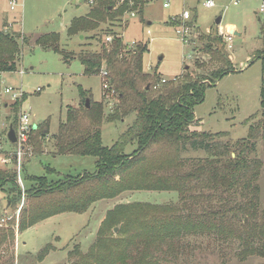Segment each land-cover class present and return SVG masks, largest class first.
Masks as SVG:
<instances>
[{
	"label": "trees",
	"instance_id": "1",
	"mask_svg": "<svg viewBox=\"0 0 264 264\" xmlns=\"http://www.w3.org/2000/svg\"><path fill=\"white\" fill-rule=\"evenodd\" d=\"M145 2L123 0L116 6L114 0H100L86 16L74 18L67 33L75 36L96 30L101 23L119 18L129 10L143 11ZM196 21L195 16L186 25L192 26ZM202 37L206 39L202 50L211 62L218 64L217 69L197 78L184 74L177 82L164 83L157 93H152L155 85L152 80L157 83L160 78L144 71L147 45L134 49L128 58L124 55L123 40L117 35L110 45L104 43L99 52L80 53L64 50L59 33L36 38V45L62 54L66 62L78 58L85 75H99L106 70L110 88L117 93L119 101L107 119L133 118V121L111 147L104 145L98 126L105 118L103 102H94L90 93L80 87L82 100L89 98L90 106L85 101L83 110L68 108L66 121L60 123L55 137V149L56 154L95 157L96 170L77 176L65 175L57 180L25 172V180L30 182L25 192L31 207L23 212L19 231L62 212L83 213L98 200L116 198L127 191H175L180 195V203L129 202L110 209L89 249L82 252L76 247L72 251L75 264H174L183 250L182 239L189 234L235 237L245 243V253L264 255V208H260L258 183L262 161L255 157L257 141L264 140V45L256 55L262 67L261 118L249 125L246 138L231 144L226 139L228 132L192 128L199 121L194 108L204 101L213 78H222L234 70L229 55L220 48L223 39L217 30ZM26 39L21 32L0 30V74L18 70ZM26 100L24 94L12 103L9 125L15 129ZM86 116L89 123L84 122ZM36 126L31 139L36 150H40L49 133L50 119ZM130 146L134 148L127 152ZM189 149L202 150L207 156L184 170L189 160L183 153ZM46 171L48 175L56 173L49 166ZM8 183L12 185L8 189L9 201L16 205L22 197L17 171L0 168V189L5 190ZM240 189L251 192V198L185 213L188 199L201 197L205 190L230 193ZM46 196L45 203L38 201ZM245 217L249 218L248 222ZM115 227H119L117 233ZM51 249L52 245L47 244L37 258L43 260Z\"/></svg>",
	"mask_w": 264,
	"mask_h": 264
},
{
	"label": "rangeland",
	"instance_id": "2",
	"mask_svg": "<svg viewBox=\"0 0 264 264\" xmlns=\"http://www.w3.org/2000/svg\"><path fill=\"white\" fill-rule=\"evenodd\" d=\"M10 1L0 0V30L21 32L31 42L22 44L18 70L3 73L0 77V168H16L8 154L13 146L7 138L14 99L5 91L6 87L25 92L27 100L22 110L31 114L33 123L40 124L50 119L49 133L43 139L41 149L36 150L32 139L29 142L31 151L25 155L21 171L25 188L30 185L25 180V172L57 180L65 175L77 176L96 170L95 157L56 154L55 149V137L60 123L66 121L68 108L83 110V103L89 99L82 100L80 87L90 93L94 102H103L105 118L98 126L104 145L111 147L133 121V118L125 121L107 119V115L119 104L117 93L104 88L102 74L85 75L84 66L78 58L68 63L62 54L35 45L33 39L42 34L59 33L61 47L72 53L99 52L104 43L111 44L106 38L115 35L122 38L126 50L124 55L128 58L134 49L147 45L144 71L151 77L156 74L160 78L157 83L152 80V84L157 85L152 93H157L164 84L161 82L163 78L170 83L178 77L177 82L187 73L197 78L217 69L218 64L211 62L209 55L202 50L206 43L202 36H208L214 30L222 36L220 30L233 23L238 32L233 37V47L229 49L222 36L220 48L229 55L234 70L222 78H213V84L206 89L204 101L194 108L199 121L192 128L228 132L226 139L234 144L246 138L249 125L261 118L262 67L256 55L264 45V12L259 11L262 0H213L215 5L212 7L206 6L207 0H146L143 11L129 10L119 18L101 23L96 30L75 36L67 33L70 22L76 17L86 16L100 0H17L14 9H11ZM114 2L119 6L123 0ZM185 10L191 14L188 20L182 18ZM132 13H135L134 16ZM195 16L196 23L186 25ZM218 17H222L220 25L216 24ZM172 21L178 23L174 25ZM182 28L187 31L184 35L187 33L188 42H184L182 34L178 33ZM105 91L107 94L104 96ZM88 121L86 116L84 122ZM133 148L130 146L126 151L131 152ZM41 150L43 153L40 154ZM183 156L189 160L184 170H189L194 161L205 158L207 154L202 150L189 149ZM255 157L262 161L258 183L261 189L260 208H264L262 139L257 141ZM47 166L56 173L48 175ZM10 187L12 185L8 183L5 190L0 189V264H75L76 256L72 251L76 247L82 252L89 249L107 212L117 204L181 202L179 193L175 191H127L116 198L98 200L83 213L62 212L19 231V221L23 212L31 207V201L28 196H22L16 205H11L8 198ZM251 196V192L242 189L230 193L205 190L201 197L188 199L184 210L185 213L201 212L224 203L243 202ZM47 199L48 196L38 201L45 203ZM245 221L248 222L249 218L245 217ZM118 231L119 227H115V232ZM182 242L183 250L174 264H264V255L245 253V243L235 237L189 234L183 237ZM47 244H51L52 249L43 260L38 259V253ZM255 245L262 246L261 243Z\"/></svg>",
	"mask_w": 264,
	"mask_h": 264
},
{
	"label": "built area",
	"instance_id": "3",
	"mask_svg": "<svg viewBox=\"0 0 264 264\" xmlns=\"http://www.w3.org/2000/svg\"><path fill=\"white\" fill-rule=\"evenodd\" d=\"M237 3V2H235ZM17 4V0H11L10 1V5H11V9H14L15 6ZM215 3L213 0H207L206 1V6L207 7H212L214 6ZM165 7L168 6L167 3L164 4ZM260 12H264V0H262L260 9ZM133 16L135 13H132ZM191 14L188 10H185L182 14V18H184L185 20L190 19ZM183 29V28H182ZM187 32L185 29L183 30H179L178 33L182 34V38L184 42H188L187 41V33L186 35H184V33ZM220 34L223 36L224 41L227 43V46L229 49H231L233 47V37L234 34L229 32L228 29H221L220 30ZM112 37L108 36L106 38V40L112 41ZM3 73L0 74V77L2 76ZM101 74L104 77V88L106 90H112L110 88L109 82L107 80V75L108 72L106 70H102ZM177 78L174 77V81H176ZM162 83H166L167 79L163 78L161 80ZM154 89H157V85L153 86ZM5 91L7 93H10L13 96L14 101L21 98L25 92L22 89H15L14 87H6ZM113 91V90H112ZM114 92V91H113ZM106 91L104 92V96L106 95ZM36 124L33 123V121L31 120V114L28 111H23L21 108V111L19 113V120H18V124H17V128L16 130V142L15 143H11V145L13 146V150L10 151L8 154L13 158L14 160V165H15V169L17 171V185L21 190L22 196L26 197V192H25V184L23 181V177L21 174L22 168H23V161L25 158V155L28 154L31 151V147L29 145V142L31 140V133L33 131V129L35 128Z\"/></svg>",
	"mask_w": 264,
	"mask_h": 264
},
{
	"label": "water",
	"instance_id": "4",
	"mask_svg": "<svg viewBox=\"0 0 264 264\" xmlns=\"http://www.w3.org/2000/svg\"><path fill=\"white\" fill-rule=\"evenodd\" d=\"M221 21H222V17H218V18L216 19V24H217V25H220ZM227 29L229 30V32L233 33L234 35L238 34L237 30H236L234 27H229V26H228ZM81 37L83 38L84 36L81 35ZM147 88H149V86H147ZM86 106H87V107L90 106V100H89V99L86 100ZM36 127H37V126H35V128H36ZM7 138H8V140H9L11 143H15V142H16V139H17V138H16V130H15V128H14L12 125H10V127H9V131H8V134H7Z\"/></svg>",
	"mask_w": 264,
	"mask_h": 264
},
{
	"label": "crops",
	"instance_id": "5",
	"mask_svg": "<svg viewBox=\"0 0 264 264\" xmlns=\"http://www.w3.org/2000/svg\"><path fill=\"white\" fill-rule=\"evenodd\" d=\"M70 23H71V22H70ZM226 26H227V28H228V26H229V27H234V28H236L235 24H233V23H232V24H228V25H226ZM68 27H69V26H68ZM67 29H68V28H67ZM83 36H84V35H83ZM37 37H38V36H37ZM37 37H36V38H37ZM36 38L33 39V43H35ZM26 41H27V43H30V42H31V39L28 38V39H26ZM35 45H36V44H35ZM75 59H77V58H75ZM72 60H74V59H72ZM70 62H71V61H69L68 63H70Z\"/></svg>",
	"mask_w": 264,
	"mask_h": 264
}]
</instances>
